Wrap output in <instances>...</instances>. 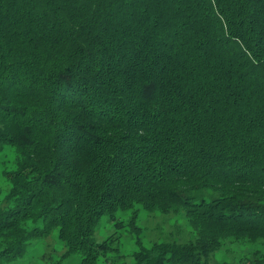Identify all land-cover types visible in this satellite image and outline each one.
I'll use <instances>...</instances> for the list:
<instances>
[{
	"label": "trees",
	"instance_id": "16d2710c",
	"mask_svg": "<svg viewBox=\"0 0 264 264\" xmlns=\"http://www.w3.org/2000/svg\"><path fill=\"white\" fill-rule=\"evenodd\" d=\"M5 146L0 264L56 229L100 264V219L136 206L192 229L136 264L264 243V0H0Z\"/></svg>",
	"mask_w": 264,
	"mask_h": 264
},
{
	"label": "rangeland",
	"instance_id": "374dc122",
	"mask_svg": "<svg viewBox=\"0 0 264 264\" xmlns=\"http://www.w3.org/2000/svg\"><path fill=\"white\" fill-rule=\"evenodd\" d=\"M19 153L11 146L0 150V208L12 202V185L9 177L18 170ZM29 224V229L33 228ZM38 226H43L38 224ZM192 229L182 215L149 214L136 206L133 210L119 212L116 222L107 216L100 219L96 226L95 239L106 241L111 248L101 258L100 264H136V256L142 248L151 249L154 243L173 240H188ZM233 250V253L230 251ZM66 248L60 240L58 230L50 236L35 239L27 246L25 253L8 264H80L81 257L73 254L64 257ZM262 257L264 263V243L243 244L219 251L212 256L210 264L239 263L245 257ZM164 264H169L165 262Z\"/></svg>",
	"mask_w": 264,
	"mask_h": 264
}]
</instances>
